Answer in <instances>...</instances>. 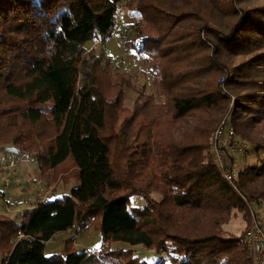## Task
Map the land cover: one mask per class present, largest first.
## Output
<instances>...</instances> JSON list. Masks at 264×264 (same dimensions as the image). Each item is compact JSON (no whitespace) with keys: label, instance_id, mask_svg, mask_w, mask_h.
Here are the masks:
<instances>
[{"label":"trees","instance_id":"1","mask_svg":"<svg viewBox=\"0 0 264 264\" xmlns=\"http://www.w3.org/2000/svg\"><path fill=\"white\" fill-rule=\"evenodd\" d=\"M135 3L133 46L164 100L142 91L131 108L132 81L85 47L114 36L118 0H0V147L35 158L43 179L71 161L79 180L20 222L0 213L3 264H106L74 238L46 256L48 241L76 227L102 230L113 264H254L245 234L254 204L264 212V158L230 182L209 147L229 114L264 150V0ZM135 195L146 205L132 206ZM236 220L242 232L225 228ZM113 242L167 257L148 263Z\"/></svg>","mask_w":264,"mask_h":264},{"label":"rangeland","instance_id":"2","mask_svg":"<svg viewBox=\"0 0 264 264\" xmlns=\"http://www.w3.org/2000/svg\"><path fill=\"white\" fill-rule=\"evenodd\" d=\"M118 1L120 9L114 36L110 37L106 42L101 40L98 41L96 39L87 41L85 47L89 51H94V54L100 57L104 62L110 61L108 67L114 77H117L118 73H123L132 81L131 88L128 90L127 98L124 103L126 107L133 108L135 99L142 91L148 94H155L156 101L163 102L164 99L161 97L160 92L157 89L154 77L148 68V65L143 60L144 55L140 54L137 48H134L133 46L134 41H136L135 38L133 39L135 35V28H133V25L136 27L135 24H137L136 16L134 14L136 8L135 0ZM127 41H129L128 44L126 43ZM233 98L235 99V103L237 101V97L233 96L230 101V107L235 105V103L233 104ZM127 116L128 114L119 113L118 121L120 122H118V125H120V123L123 122L122 120ZM249 144H251V142ZM1 147L0 164H4V166L0 168V183L2 177H7L9 179L10 189H14L12 183L15 184L16 182V190L19 185L26 189L22 197L15 195L19 199H12L13 202L11 204L13 208L10 211L6 210V203L0 197V213L7 214L19 222L22 221L23 213L25 211L33 209L37 205L38 191L40 188H44L46 192L51 195L50 198H53L55 196L59 197L63 193L70 192L72 188L79 183L78 169L71 161L65 163L61 168H58V174H55L52 171L49 172L47 176L49 177L48 179H43L38 162L35 158L32 156L28 157L27 153L20 152L13 144H7ZM259 157L264 158V150H261L258 153L255 148H251L246 163H244V161L242 163L240 160L241 164L238 165L237 169H242L243 164L248 166L253 163L252 165H256ZM131 205L145 206L146 200L143 197L135 195L131 198ZM253 209H255L256 213L264 222V212H262V209H259L255 204ZM244 227L245 223L243 220L232 221L229 226H225L226 229H231L237 232H242ZM70 238H74L73 247L77 251H88L101 259L102 257H105L106 264L114 263V257L103 254L106 252L103 246L105 244L104 235L102 230L100 231V229L95 227H92L89 230H78L76 227L74 230L70 229L67 232L57 233L54 238L46 244V256L49 257L56 253H61L66 241ZM111 245V249H131L136 257L145 260L148 263H153L167 257L165 252L148 249L143 245H128V243L125 242H113ZM1 248L2 246H0V250ZM2 260L3 255L0 253V264H3Z\"/></svg>","mask_w":264,"mask_h":264},{"label":"built area","instance_id":"3","mask_svg":"<svg viewBox=\"0 0 264 264\" xmlns=\"http://www.w3.org/2000/svg\"><path fill=\"white\" fill-rule=\"evenodd\" d=\"M221 80L224 81V78ZM234 103L235 99L233 98ZM249 143L238 136L234 126L230 123L229 114L222 119L212 133L210 137V155L214 165L222 172L221 174L226 180L232 182L237 178L240 158L250 154L251 144ZM8 188L9 179L2 177L0 197L4 196L3 194ZM49 198L50 194L44 188H40L37 201L45 203ZM12 208V205L8 204L6 210L10 211ZM252 216V227L246 232L245 241L253 253L254 264H264V222L255 210H252ZM22 237H24V233L19 231L17 238L20 239Z\"/></svg>","mask_w":264,"mask_h":264},{"label":"crops","instance_id":"4","mask_svg":"<svg viewBox=\"0 0 264 264\" xmlns=\"http://www.w3.org/2000/svg\"><path fill=\"white\" fill-rule=\"evenodd\" d=\"M4 166V164H0V168H2ZM17 183V182H16ZM16 183L14 184V183H12L13 185H14V189H10V188H8V190L6 191V193L4 194V197H2V199L5 201V203H7L8 202V204H10V203H12L13 201H12V199L13 198H16V199H19L17 196H15V195H18V196H23L24 195V191H25V189L26 188H24V187H22L21 185H19V187L17 188V190L15 189V185H16ZM2 184V181H1V183H0V185ZM75 229V228H74ZM73 229V230H74ZM79 230V229H78ZM67 232V231H66ZM52 240V239H51ZM0 246H2V244H0ZM89 254H91V252H89ZM99 259H101V258H99ZM98 264H100V263H98ZM101 264H103L102 262H101Z\"/></svg>","mask_w":264,"mask_h":264}]
</instances>
